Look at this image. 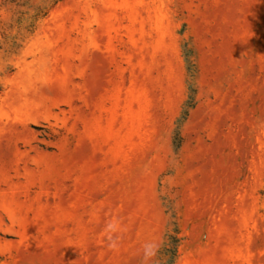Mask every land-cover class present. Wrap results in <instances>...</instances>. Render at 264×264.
I'll use <instances>...</instances> for the list:
<instances>
[{
    "label": "rangeland",
    "instance_id": "1",
    "mask_svg": "<svg viewBox=\"0 0 264 264\" xmlns=\"http://www.w3.org/2000/svg\"><path fill=\"white\" fill-rule=\"evenodd\" d=\"M152 239L264 264V0H0V264Z\"/></svg>",
    "mask_w": 264,
    "mask_h": 264
},
{
    "label": "clouds",
    "instance_id": "2",
    "mask_svg": "<svg viewBox=\"0 0 264 264\" xmlns=\"http://www.w3.org/2000/svg\"><path fill=\"white\" fill-rule=\"evenodd\" d=\"M125 234L123 221L119 216L109 215L102 229V239L110 250H118ZM161 239L145 241L140 248V264H155V259L162 246Z\"/></svg>",
    "mask_w": 264,
    "mask_h": 264
},
{
    "label": "trees",
    "instance_id": "3",
    "mask_svg": "<svg viewBox=\"0 0 264 264\" xmlns=\"http://www.w3.org/2000/svg\"><path fill=\"white\" fill-rule=\"evenodd\" d=\"M46 14V13H45ZM177 243H178V239H177V237L176 236H171V241H170V247L168 248V251L171 253V254H173V255H175V253H176V250H177Z\"/></svg>",
    "mask_w": 264,
    "mask_h": 264
}]
</instances>
